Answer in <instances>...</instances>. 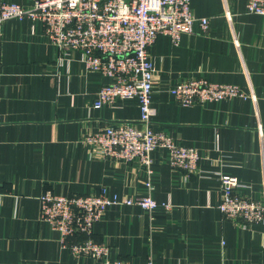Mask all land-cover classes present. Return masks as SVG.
<instances>
[{
	"label": "crops",
	"instance_id": "crops-1",
	"mask_svg": "<svg viewBox=\"0 0 264 264\" xmlns=\"http://www.w3.org/2000/svg\"><path fill=\"white\" fill-rule=\"evenodd\" d=\"M0 1L30 6L34 0ZM245 3L190 0L192 13L208 18V30L195 23L177 45L162 34L149 49L156 78L152 127L197 150L194 173L173 169L163 148L150 153V172L138 160L102 156L85 137L114 122L138 124L137 100L95 108L96 93L113 78L87 71L78 52L56 48L40 21L2 25L0 264H106L73 257L59 233L39 220L44 193L101 188L158 203L150 212L137 205L105 212L92 238L109 246L108 262L264 264V220L239 224L218 210L220 175L237 178L243 195L264 204V17L246 12ZM191 78L237 85L250 97L181 106L168 88Z\"/></svg>",
	"mask_w": 264,
	"mask_h": 264
},
{
	"label": "built area",
	"instance_id": "built-area-1",
	"mask_svg": "<svg viewBox=\"0 0 264 264\" xmlns=\"http://www.w3.org/2000/svg\"><path fill=\"white\" fill-rule=\"evenodd\" d=\"M245 1L246 12L264 17V0ZM226 17L229 18V13ZM24 19L40 21L45 36L60 51L78 52L87 71L114 79L96 93L95 108L115 100H137L138 124L114 122L88 134L87 144L110 159L124 163L138 160L148 172L150 153L163 148L173 169L187 173L197 170L200 160L197 150L155 131L151 121L156 78L150 47L159 35H167L177 45L183 34L193 33L195 23L202 32L209 27L207 17L192 13L190 0H34L30 6L0 1V30L7 21ZM168 89L181 106L250 97L237 85L211 83L202 78L182 80ZM218 180L221 188L218 210L227 220L239 224L264 220V204L243 195L240 192L243 185L237 178L220 175ZM146 187L152 189L149 181ZM261 188L264 190V178ZM121 205H137L149 212L158 207L150 195L123 199L115 194L110 196L106 188L86 195L46 192L39 197V220L59 233L73 257L125 264L119 260L108 262L109 246L92 238L94 226L105 212Z\"/></svg>",
	"mask_w": 264,
	"mask_h": 264
}]
</instances>
